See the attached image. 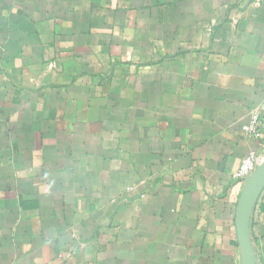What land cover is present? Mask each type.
Masks as SVG:
<instances>
[{
  "label": "crops",
  "instance_id": "crops-1",
  "mask_svg": "<svg viewBox=\"0 0 264 264\" xmlns=\"http://www.w3.org/2000/svg\"><path fill=\"white\" fill-rule=\"evenodd\" d=\"M263 103L264 0H0V264H243Z\"/></svg>",
  "mask_w": 264,
  "mask_h": 264
},
{
  "label": "water",
  "instance_id": "water-1",
  "mask_svg": "<svg viewBox=\"0 0 264 264\" xmlns=\"http://www.w3.org/2000/svg\"><path fill=\"white\" fill-rule=\"evenodd\" d=\"M264 189V160L246 178L238 201L236 228L242 252L243 264H259L256 248L251 236L252 214L256 202Z\"/></svg>",
  "mask_w": 264,
  "mask_h": 264
},
{
  "label": "built area",
  "instance_id": "built-area-1",
  "mask_svg": "<svg viewBox=\"0 0 264 264\" xmlns=\"http://www.w3.org/2000/svg\"><path fill=\"white\" fill-rule=\"evenodd\" d=\"M245 137L249 139H262L264 133V103L253 108L249 113V121L242 127ZM264 160V157L251 150L242 160V163L235 173V178L246 180Z\"/></svg>",
  "mask_w": 264,
  "mask_h": 264
}]
</instances>
